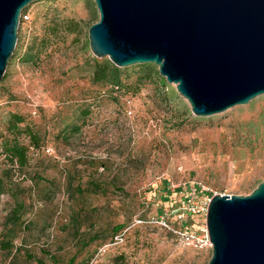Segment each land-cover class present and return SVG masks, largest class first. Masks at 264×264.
Returning <instances> with one entry per match:
<instances>
[{
	"label": "rangeland",
	"instance_id": "rangeland-1",
	"mask_svg": "<svg viewBox=\"0 0 264 264\" xmlns=\"http://www.w3.org/2000/svg\"><path fill=\"white\" fill-rule=\"evenodd\" d=\"M25 10L0 79V264H82L114 226H126L123 259L111 261L112 249L92 264H206L210 250L179 244L152 220L170 213L176 226L174 202L246 195L264 178V93L196 116L151 63L119 67V89L92 82L94 64L109 61L88 48L93 0ZM11 114L38 147L10 129ZM12 138L27 147L23 166L3 151Z\"/></svg>",
	"mask_w": 264,
	"mask_h": 264
},
{
	"label": "water",
	"instance_id": "water-1",
	"mask_svg": "<svg viewBox=\"0 0 264 264\" xmlns=\"http://www.w3.org/2000/svg\"><path fill=\"white\" fill-rule=\"evenodd\" d=\"M0 0V79L20 11ZM88 48L116 67L151 63L196 116L264 93V0H93ZM206 264H264V178L246 195L212 194Z\"/></svg>",
	"mask_w": 264,
	"mask_h": 264
},
{
	"label": "built area",
	"instance_id": "built-area-1",
	"mask_svg": "<svg viewBox=\"0 0 264 264\" xmlns=\"http://www.w3.org/2000/svg\"><path fill=\"white\" fill-rule=\"evenodd\" d=\"M22 19H26L25 14L20 16L21 21ZM173 187H175V185ZM197 192L201 193L202 191L197 190ZM200 199L201 198L193 192L189 197L183 198L182 200H178L177 202L173 203L175 207L171 208V211L173 212L172 215H174L173 219L176 221V226L171 224L168 220L170 213L163 214L157 217L155 220H152V222H155L163 230L172 233L174 238L181 245L197 250H210L211 243L208 239L205 224L199 228H194V226L189 223V221L192 220L193 216L195 215H202L205 217L207 203L210 199V196L204 197L203 200ZM135 222L139 223L140 220H135ZM125 231L126 228L117 231L108 241L96 248L94 254L87 264H92L107 251L122 245L124 242Z\"/></svg>",
	"mask_w": 264,
	"mask_h": 264
},
{
	"label": "trees",
	"instance_id": "trees-1",
	"mask_svg": "<svg viewBox=\"0 0 264 264\" xmlns=\"http://www.w3.org/2000/svg\"><path fill=\"white\" fill-rule=\"evenodd\" d=\"M25 11H26L25 8H23L20 11V16L25 14ZM71 25H72V23L69 22V24L67 25L69 27L68 29L70 31H74V26H71ZM15 53L16 52L13 53V56L15 55ZM30 58H31V55L27 54V53H25L23 56V59L25 61L29 60ZM142 67L145 68V70H147L148 72L152 71L150 66L143 65ZM153 71L156 72L155 70H153ZM91 80H92V82H101L103 84H107L114 89H119V88L125 86V84L122 80V76H121V72H120L119 68L112 65L109 61H106V60H103L101 62H97L94 64L93 69L91 71ZM21 121H22V118L19 115L11 114L10 120H9L10 129H14L16 131L24 132L28 138V145H30L32 147H38V143H39L38 136L33 131H31L26 126H24L23 129L19 130V127L17 125ZM26 150H27V147L19 144V142L14 138L4 142L3 151H5L6 158L10 162H16L20 166H23L26 163ZM123 228H126V226H120V227L114 226L112 228V230L114 232L113 234H115L117 231H119ZM110 238H111V236H110ZM124 238H125V236H124ZM1 243L6 248L10 247L8 242H1ZM117 247H120V246H117ZM117 247H115L113 249V256L110 258L111 261L121 260L124 257L123 252L117 251ZM90 258H91V254L86 259H84L82 264H87L88 261L90 260Z\"/></svg>",
	"mask_w": 264,
	"mask_h": 264
},
{
	"label": "bare ground",
	"instance_id": "bare-ground-1",
	"mask_svg": "<svg viewBox=\"0 0 264 264\" xmlns=\"http://www.w3.org/2000/svg\"><path fill=\"white\" fill-rule=\"evenodd\" d=\"M107 56V55H106Z\"/></svg>",
	"mask_w": 264,
	"mask_h": 264
}]
</instances>
